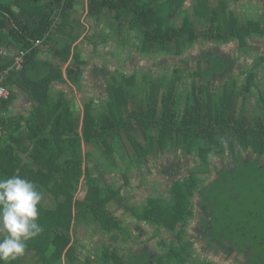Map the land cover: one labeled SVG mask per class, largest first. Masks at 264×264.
<instances>
[{
  "label": "trees",
  "instance_id": "1",
  "mask_svg": "<svg viewBox=\"0 0 264 264\" xmlns=\"http://www.w3.org/2000/svg\"><path fill=\"white\" fill-rule=\"evenodd\" d=\"M185 1L0 0V77L8 71L3 84L11 89V96L0 101V178H25L43 194L39 206L43 232L27 242L25 255L12 264H28V256L35 264H77L81 258L74 245V223L94 225L103 236L116 234L124 239L126 229L110 209L112 202L124 206L122 189L99 182L104 174L100 170L94 176L87 164L91 153L87 151L85 155V146L100 149L110 166L116 168L122 163L124 169H129L130 160L139 169L149 163L151 154L159 155L160 160L166 157L175 165L169 170L172 177L166 194L149 197L141 213V219L157 225L161 233L162 229L169 232L170 242L160 241L157 250L129 251L126 258L123 252L127 248L105 244L96 252L97 259L87 257L85 264H214L205 257L198 261L193 257L198 243L186 236L192 220L204 225L203 235L212 243L227 245V250L236 247L237 255L244 254L241 264H264V231L255 234L256 224L264 218L257 217L259 221L254 224L256 210L252 208L256 203L251 208H241L249 218L242 225L244 244L239 245L228 239L235 230L224 220L233 204L220 196L230 178L239 172L238 165L246 161V154L254 156L246 164L257 169L260 165L264 173V163L260 162L264 160V92L260 91L254 72H231L227 66L236 61L235 55L232 59L219 51L221 44L234 42L239 51L251 57V47L264 46L256 44L264 40V20L240 21L226 1L214 4L197 0L191 13L183 10L184 18L178 26L176 18ZM77 6L86 9L87 21H100L110 14L112 26L120 30L128 25L134 29L138 32L137 49L143 55L181 57L187 54L182 47L192 51L200 42L210 44L185 57L191 65L187 71L192 87H181L183 70L174 68L170 77H161L160 83L145 79L146 96L139 98L143 91L140 92L134 75L126 77L118 67L109 77L110 71L106 70V105L93 109L94 102L90 101L81 117L67 88L54 95L51 88L55 82L69 88V84L79 86L85 74L88 63L82 58L80 44L96 35L90 32L82 39L86 30L75 17ZM107 37L103 33L99 36L103 43ZM37 41L42 43L36 45ZM52 44V60L39 59L44 48ZM7 50L24 55L21 70L13 68L17 55L4 54ZM253 58L251 68L263 65L264 69V54ZM255 89L261 92L257 99L261 114L248 115L246 106L252 97L257 98ZM19 90L32 103L25 119L10 116ZM179 153L184 157L180 159ZM185 158H194L195 167H190ZM214 160L233 162L234 167H223L216 178L208 181ZM82 180L86 181L87 191L79 199L76 195ZM125 180L127 185L129 179ZM215 183L220 185L217 195L213 192ZM232 184L228 196L237 201ZM197 202L203 206L202 221L195 211ZM199 246L200 254L214 253Z\"/></svg>",
  "mask_w": 264,
  "mask_h": 264
},
{
  "label": "rangeland",
  "instance_id": "2",
  "mask_svg": "<svg viewBox=\"0 0 264 264\" xmlns=\"http://www.w3.org/2000/svg\"><path fill=\"white\" fill-rule=\"evenodd\" d=\"M191 1H193V0L185 1L183 4V7H182L183 9L180 10V12L178 13L177 18H176L178 26H180L182 21H183V16H184L183 10L187 9L186 11H188L189 13H191V11L193 10V7L191 8V5H190ZM209 1H211L214 4L219 2V0H209ZM223 1L227 2L228 6H229L228 9L233 10L235 12L236 16L240 19V21L250 20V21L256 22V21H262V19L264 20V3H262L261 0H223ZM78 9H81V8H78ZM85 17H86V14H82L78 18L83 25L85 23V19H86ZM86 28H87V26L85 25V29ZM80 29L82 31H84L83 27H80ZM98 31L99 30L95 29V30H92L91 32L97 33V43L103 44L102 39L99 38L100 35H99ZM83 35H84V32H83ZM85 35H87V34H85ZM124 41L127 42L126 39ZM127 44H128V46L124 47L122 49H118V48L116 49L114 46H111V49L113 52H115V54L122 56V59L120 60L119 64H121L120 69L123 71L124 75L126 77H129L132 75L135 76L137 86L140 87L139 88L140 92L143 91L142 95H140L139 98L140 97L145 98V96H146V89H144L146 87V80H147V82L148 81H157L160 83L161 77L164 75H166L167 77H170L174 71V68H180L183 70L184 79L181 81V87H184L185 89L191 88L192 87L191 86L192 78L188 75V71H187L191 67V65L188 63V60H186L185 57L189 53H192V51H194L195 53H198L200 50L201 51L205 50L210 45V44L204 45V42H200L195 46V48L192 49V51H190L191 49H187L186 47H182L184 54H186V53L187 54L179 57V56H174V55L163 56L162 54L157 55V56H155V55H153V56H151V55H140V56H138V55H136L138 53V51H136V50H134L131 54L129 53V50H130L129 47L130 46H129V43H127ZM256 44H258L260 46V44H264V40L260 39V41L256 42ZM103 50H104V45H101L99 48V52L102 53V55H103L102 56L101 54H98L99 52L98 53L95 52V54H94L93 53L94 50L90 49V47H89V53L88 54L90 55V59L91 58L93 60L101 59L103 61L105 59V56H106L105 51L108 50V47L104 52H103ZM219 51L223 52L224 54L229 53L230 55H235L236 61H235L234 65L231 69V71L233 73L234 72L238 73L240 70L254 72L255 75H257V85L259 86L260 91L264 92V69H262L263 65L260 66L259 68L255 69V70H253L251 68V65L253 64V62L255 60V58H253V55H256V56L257 55H263L264 54V46L261 45L259 48L251 47V50H248L250 52L251 57L244 55L245 52L239 51L238 48H236V43H234V42L230 43V44H221ZM134 55H135L136 59L134 58ZM85 58H87V57L85 56ZM112 58H115V56H113ZM112 60L113 59H111V61H109V63L113 62ZM181 60L185 61V63L187 62V65H185V63L181 64L180 63ZM119 64H117V65H119ZM194 66L195 65H193L192 68ZM65 70L66 69L64 67V71ZM254 91H256L257 98L255 96L252 97V99L249 101L248 106H246V110L248 111V113H247L248 115H254V114L260 115L261 114L260 104L257 100L260 98L261 92L259 90L257 91V89H255ZM83 96L85 97L84 101H89L90 97L88 95L85 94ZM106 100L107 99L100 100L99 102L103 106H105ZM76 101H78V100H76ZM100 107L104 108L102 106H99V108ZM149 138L150 137H148V139ZM152 147L154 148V146H152ZM178 156H180V159L184 157L181 155V153H179ZM185 159H186L187 163L190 165V167L195 162L194 158H185ZM246 163H247V161H244V163H240L238 165L239 172L236 173L233 176V178H230L228 185H225V188H227L226 191H224L225 193L223 192L220 195V196L223 195L225 199H229L230 202L233 204L232 212L227 213L224 220L226 223H230L235 230L234 232H231L230 234H228L230 236V238H228V239H231L233 243L239 244V245L244 244L242 242L241 234L244 233V228L242 227V225L246 219V216L243 215L244 211L241 210V208H243V207L251 208V206L254 205V203H256L254 205L255 207L252 208V210H254V211L256 210L254 212V214H255L254 224L257 222V220L259 221V218H257V217L264 218L263 217L264 216V180H262L264 173L261 172L260 165L258 166V169H257L254 165L249 166ZM107 165H108V161L106 158L104 160V157L101 155V152L100 151L95 152V154L92 157V163H90V168L94 172V176H96L98 174V171L101 170L100 173L104 174V177H103L104 179L101 181L99 180V182L102 185L104 184V182H106L107 184H112V186L115 189H117L118 187H123L121 194L128 195V197H129V201L127 202L128 204L133 203L134 201H135V203H139L141 200L140 198L143 197L142 195H144V196L146 195L147 192H145V189H147L148 187L152 189V190H150V194H152V195L159 194V193L160 194H166L167 184L166 183L164 184L163 182L159 181L160 178H159V180L155 181L153 179V175H150L151 178L149 176L146 178L144 175V177H142V179H140L139 176L136 179H134L133 175H131V172H128L131 177H130L129 183L126 185L125 178H123V176L119 170L122 168L123 171L126 173L128 170L124 169L123 166H121V164H120L121 167H118V168L113 167L112 171H111L112 173H111L110 171L108 172ZM194 166H193V168H194ZM248 175H253V176L248 177ZM244 176L247 177L246 180H242V178ZM160 177H161V175H160ZM236 178L238 180H236ZM162 179H164V178H162ZM236 182H239V183L236 184ZM232 183H234V185L236 187V193L238 194V195L236 194L238 197L237 201L233 200V198H229V196H228V193L231 192V185H233ZM81 185H82L81 190L76 195V197H78L79 199H83L85 194H86V191H87L85 180H82ZM219 188H220V185H217L215 183V186L213 187V192L215 193V195H217ZM133 197H134V200L131 201L130 198L133 199ZM47 201H48V203H50V202L52 203V201L49 199H47ZM48 206L51 207V204H48ZM116 208L115 209L112 208V210L115 211L114 214L116 215V217L120 218L121 220L124 219V221H123L124 226H126L132 234H135L134 231L132 230L133 226H132V223L130 222V219L126 218L127 216H130L131 213L128 211H125V209L120 210V209H118V208L116 209ZM218 215L221 218L219 213H218ZM215 217L217 218V214H215ZM196 221L198 222V220H195V221L192 220L190 222L189 225H192V226L188 227V229H187V231H188L187 237L190 236V237L194 238L193 237L194 233H192L193 230L191 227H193V225L195 226ZM218 224H221V223H218ZM218 224H217V226H218ZM223 224H225V223H223ZM256 226L258 229L255 232V234H257V232L261 229H262V231H264V221L260 222V224H256ZM73 227H74V230H73L74 245H75V248L77 251V255L82 260L81 261L79 259L77 264H85L84 261L86 260V258L89 254H90V256H92V258H94V260L97 259L96 252L98 251V249L101 246H103V248H104V245H103L104 243H102L100 240V237H102L101 232L100 233H93L92 227H94V225H87L86 223H83V224L74 223ZM148 229L150 231L149 234L155 232L153 226H148ZM226 236H223V237H226ZM163 238L165 240L169 241V240H171L172 235L168 234L167 232H164ZM135 240H137V238L134 236H132V239L127 238L125 241L122 240L121 238H118L116 246L118 249H121L122 247L130 249V246L134 249L138 245V244L134 243ZM155 241H156V239H155ZM105 243L109 244L108 242H105ZM137 248H135V249H137ZM195 248H197L198 249L197 252L200 253L199 246L196 245ZM152 249H158V245L154 244ZM202 256L203 257L205 256L206 259L208 258L209 260H211L217 264H240V262L245 258L244 254H240V255H237L235 257L232 256L231 259H228L227 262H223V261H221L220 257H217L220 260H215L214 257H212V255L210 253L206 254L205 251H202ZM195 257L198 259L200 258L198 255H195ZM27 261H28V264H35L34 263L35 260H32V256H28ZM36 264H38V263H36ZM99 264H102V262L99 261Z\"/></svg>",
  "mask_w": 264,
  "mask_h": 264
},
{
  "label": "crops",
  "instance_id": "3",
  "mask_svg": "<svg viewBox=\"0 0 264 264\" xmlns=\"http://www.w3.org/2000/svg\"><path fill=\"white\" fill-rule=\"evenodd\" d=\"M196 1L197 0L191 1V4H190L191 8L193 7V5H194V3ZM261 1H262V3H264V0H261ZM78 8H81V9H78ZM185 10H187V9H185ZM85 11H86V9L85 10L82 9V6H77L76 10L74 12L75 13V17L79 18L80 15L86 14ZM183 18H184V16H183ZM84 25H86L87 28L85 29L86 32L84 33L82 39L84 38V36H86L85 34H87V36H89L90 35L89 33L92 30L97 29V30H99L98 31L99 35H101L102 33L108 35V37H107L108 41L106 43H103V44H98V43L95 44V41H96L95 39H97V33L91 32L92 35L93 34L96 35V38L93 39L92 36H91V38H92L91 41L90 40L82 41V43L80 44L82 58H83V60H86L87 63H88L86 68H85V74L83 76V80H82L81 84L79 86H73V85L69 84L71 89L69 87H67V86H63L62 84L56 83V82L51 86L53 95L54 94H58L59 91H64L65 88H67L66 89V93H69L68 97L73 100L74 107L77 109L78 113L79 112L81 113V117L84 116L85 106H86L87 103H89L90 101H93L94 102L93 103V109H97V108H99V106L102 105L99 101L107 99V92H106L107 82H106L105 77H104L105 71L106 70L110 71V74H108V76L111 77L112 74L115 73L116 68L117 67H121V64H119V63H120V60L122 59V56L118 55V54H115V52L112 51L111 46H114L116 49L117 48L118 49H122L124 47H127L128 46L127 43H129V46H130L129 47L130 48L129 53L131 54L134 50L138 51L137 44L139 43V40L137 39L138 32H136L134 29L130 30L128 28L129 27L128 25H125V26L121 27L120 30H119L118 27L112 26V17H111L110 14H107L100 21H95V19L87 21V19H85ZM79 31L83 32L81 29ZM59 36L61 37L62 35L60 34ZM120 37L123 38V39L121 40ZM125 39L127 40V42L124 41ZM79 43H80V41H79ZM101 45H104L103 52L108 47V50L105 51V54H106L105 59L103 61L101 59H99V60H93L92 58L90 59V55L88 54L89 53V47H90V49L94 50L93 53L95 54V52H97V53L99 52V48H100ZM52 47H55V44H52V46L45 47L44 50H43V53L40 55L39 59H41V60H46L47 59V60L51 61L52 60V52H53L52 51ZM7 51L4 54H7V53L14 54L15 53L14 51H11V50H7ZM98 54L102 55V53H100V52ZM15 55H18V54L15 53L14 56ZM84 55L87 58H85ZM136 55L140 56V55H143V54H141L138 51V53ZM113 56H115V58H112ZM134 58H135V55H134ZM111 59H113L112 60L113 62L109 63V61H111ZM188 61H189V59H188ZM117 64H119V65H117ZM64 67H65V69H67L68 64L65 65ZM102 70H103V72H102ZM64 76L67 77L66 73H64ZM18 93H19V96L16 98V100L13 102L12 106L10 107V116L13 117V118L25 119V118L29 117L30 111L32 109V103L30 102L29 99H27L25 97V93L23 91L19 90ZM85 94L90 97L89 101H84L85 97L83 95H85ZM76 100H78V101H76ZM87 151H90V153H91V157L87 159L88 160L87 164H89V166H90V163H92L93 155L95 154V152L100 151V149H98L97 147H94V146L93 147L90 146L89 148L85 146L84 147L85 155H87L86 154ZM103 157H104V160H105L106 157L105 156H103ZM149 157H150L149 163L143 165L142 167H139V169L134 167L133 162H130V160H129L130 164L128 165L129 169L128 168L126 169V170H128L127 173L124 172L122 168L119 170L121 172L123 178L127 177L129 179V181H130V177L131 176H130V174L128 172H131V175H133L134 179H136L138 176H139L140 179H142V177H144V175H145L146 178L148 176L150 177V175H153V179L155 181L159 180L160 174H161V168L159 166V164H160L159 155L154 156L153 154H151ZM165 159H166V157H165ZM168 159H170V158H168ZM171 159H172V157H171ZM107 161H108V159H107ZM109 162L110 161H108L107 167H108V172L109 171L111 172L113 167L110 166L111 164ZM168 162H169V160L165 161V163H168ZM120 164H121V166H123L122 163H120ZM159 181H161V178H160ZM118 188L123 189V187H118ZM150 190H152V189L149 188V187L147 189H145V192H147V193H146L145 196L142 195L143 197L140 198L141 200H140L139 203H135V201H134L133 203L128 204L127 203L129 201L128 195L122 194V197L125 199L124 206L119 208L114 202H112V204H111V207L113 209H115L117 207L120 210L125 209V211H128V212L131 213L130 216H127L126 218L130 219V222L132 223V226H133L132 230L134 231L135 234H132L129 231V229L126 226H124V224H123V226L126 229V234L124 235V239L123 240L125 241L127 238L132 239V236H134V237L137 238V240H135L134 243L138 244L137 247L138 246L139 247L138 248L135 247L137 249H135V248L133 249L130 246V249L127 248L126 250H124L123 256L125 258L129 254V251L133 252V251H136V250H139V249H142V248L145 249V250H148V249L149 250H154V249H152L154 244L159 245L160 241H162V240L167 241V240H165L163 238V233L166 232L164 229H162V233H161L160 228L157 225H154L152 223H148V222L144 221L143 219H141V213L143 212V207L148 202V198L162 195L160 193L152 195V194H150ZM134 197H133V199L130 198V200L131 201L134 200ZM112 208H111V210H112ZM114 212L115 211H113V213ZM196 214L198 215L197 217L200 219V221H202L201 220L202 213H196ZM203 217H204V215H203ZM121 221L123 223L124 219H122ZM147 225L148 226H153L155 232L149 234L150 231H149ZM190 226H192V225H189L188 227H190ZM203 227H204L203 224L199 225V224H197L195 222V226L193 225V227H191L192 230H193L192 233L195 234L193 236L194 238L189 236L188 239L195 240L198 243L197 244L198 246L202 245V247L204 246L205 248H210L214 252L213 254L212 253H210V254L212 255V257H214L215 260H220L217 257H220L221 261H223V262H227L228 259H231V257H232L231 252L232 251L231 250H227V249L224 248L227 245H223L222 246L219 242L218 243H212L211 239L208 240V238L203 235V230H204ZM92 228H93L92 229L93 233H100L99 231H97L95 229V227H92ZM187 232L188 231H186V233ZM167 233L170 234L169 232H167ZM101 236L102 237H100V240H101L102 243H104L103 245L106 244L105 242H108L109 244H106V245L115 244L114 246H116L118 238H121V236H118L116 234H113V235L110 234L109 236H103V233H101ZM186 236H187V234H186ZM155 239H156V241H155ZM167 242L169 243L170 240L167 241ZM123 248H125V247H123ZM87 257H90V254ZM211 262H213V261H211ZM192 263L193 262H191L190 264H192ZM213 263L217 264L215 262H213Z\"/></svg>",
  "mask_w": 264,
  "mask_h": 264
},
{
  "label": "clouds",
  "instance_id": "4",
  "mask_svg": "<svg viewBox=\"0 0 264 264\" xmlns=\"http://www.w3.org/2000/svg\"><path fill=\"white\" fill-rule=\"evenodd\" d=\"M42 201L43 194L33 182L16 175L0 178V264L23 257L27 242L43 232L39 223Z\"/></svg>",
  "mask_w": 264,
  "mask_h": 264
},
{
  "label": "flooded vegetation",
  "instance_id": "5",
  "mask_svg": "<svg viewBox=\"0 0 264 264\" xmlns=\"http://www.w3.org/2000/svg\"><path fill=\"white\" fill-rule=\"evenodd\" d=\"M223 53V52H222ZM221 55H224V56H228L229 58H232V59H234L233 57H232V55H230L229 53L228 54H221ZM234 63H235V61L234 62H232L229 66H227V67H230L229 69H230V71H231V69H232V67H233V65H234ZM232 72V71H231ZM245 157L247 158L246 159V161L248 162L249 160H251L252 158H254V156H253V154H246L245 155ZM165 161H166V159H165V157L164 158H162L159 162H160V164H159V166L160 165H162L161 167H162V169H161V177L162 178H164V179H162L161 177V182H163L164 184L166 183H168V181L170 180V178L172 177V175H170V173H172V171H170L169 172V170H170V168H171V166L172 165H174V163H173V161H170L169 163H165ZM260 162H263L264 163V160H260ZM234 163L233 162H229V161H225V163H221V161L220 160H214V162L212 163V165H211V168H210V170H211V172H210V174H209V180L208 181H211V179H214V178H216L217 177V172H220V171H222L224 168L223 167H225V168H229V167H231L232 165H233ZM221 165H222V167H221ZM264 165V164H263ZM158 166V167H159ZM175 166V165H174ZM193 166H194V164H193ZM195 167V166H194ZM232 167H234V165L232 166ZM180 169V168H179ZM201 207H203V206H201L198 202L196 203V205H195V211L197 212V213H202L201 212V210H200V208ZM187 234V233H186ZM0 238H2V237H0ZM188 238V237H187ZM231 254H232V256H237V254H239V253H237V252H239L238 250H237V248L236 247H234V248H232L231 249ZM198 253V254H197ZM206 254H209V252H206ZM195 255H198L200 258L198 259V258H196L195 257ZM194 258H196L197 260H201L202 258H204L203 256H202V254H200L199 252H197L196 251V253L194 254V256H193ZM206 258V257H205ZM208 259V258H207ZM244 260V259H243ZM240 264H241V262H240Z\"/></svg>",
  "mask_w": 264,
  "mask_h": 264
},
{
  "label": "built area",
  "instance_id": "6",
  "mask_svg": "<svg viewBox=\"0 0 264 264\" xmlns=\"http://www.w3.org/2000/svg\"><path fill=\"white\" fill-rule=\"evenodd\" d=\"M42 41H37L36 45H40ZM24 55L21 53L15 57L13 68L16 70H21L24 63ZM8 74V71L0 77V101L7 100L11 96V89L3 84V81ZM0 134H1V119H0Z\"/></svg>",
  "mask_w": 264,
  "mask_h": 264
},
{
  "label": "water",
  "instance_id": "7",
  "mask_svg": "<svg viewBox=\"0 0 264 264\" xmlns=\"http://www.w3.org/2000/svg\"><path fill=\"white\" fill-rule=\"evenodd\" d=\"M25 97L27 98V99H29V97H28V95L27 94H25ZM211 222V221H210Z\"/></svg>",
  "mask_w": 264,
  "mask_h": 264
}]
</instances>
